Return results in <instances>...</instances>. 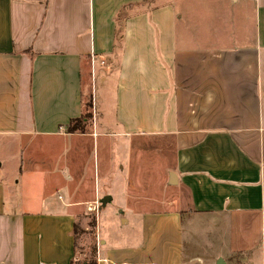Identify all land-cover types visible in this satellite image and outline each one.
Masks as SVG:
<instances>
[{
    "label": "crops",
    "instance_id": "obj_1",
    "mask_svg": "<svg viewBox=\"0 0 264 264\" xmlns=\"http://www.w3.org/2000/svg\"><path fill=\"white\" fill-rule=\"evenodd\" d=\"M179 1L0 0V264H77L83 210L95 264H264V0Z\"/></svg>",
    "mask_w": 264,
    "mask_h": 264
},
{
    "label": "rangeland",
    "instance_id": "obj_2",
    "mask_svg": "<svg viewBox=\"0 0 264 264\" xmlns=\"http://www.w3.org/2000/svg\"><path fill=\"white\" fill-rule=\"evenodd\" d=\"M232 10H231V15H234L235 13L238 12V8L237 5L232 3ZM179 8L181 6L183 7H189L190 9H194V7L199 8L200 10L194 9L199 13H203L205 15H210L211 19L207 18L210 22L211 25H215L214 22L218 23V20H216V18H212L214 17L215 14H220L221 13V1L220 0H180L178 3ZM181 9V8H180ZM202 20V19H201ZM214 21V22H213ZM207 26L209 27L210 24H207ZM91 76H89L88 78V82L87 85L89 87H91L92 85V71H90ZM113 79V76H112ZM99 79L96 80V82H94V89L97 87V92H100L102 89H114V85L115 82L113 80L109 81L106 84L105 87H101L99 85ZM91 92V89L88 88L87 91H85V94L83 96V100L84 102H86V105L83 107L82 109V113L79 116V118H82V120H85V125H87L86 130L88 129V126L90 124L91 116H93V108L91 109L89 107V100H88V95ZM98 100V99H97ZM91 114V115H90ZM80 132V131H78ZM24 149H27V147H23ZM152 150V147L151 149ZM4 152L0 151V181H3L5 183H7L8 187H9V191L14 190L16 191V197L18 196V192L24 191L25 190V186L24 183L26 181L25 175H21L20 171H19V165H20V156L21 154H19L17 160H14L15 162H11V163H7L6 161H4L2 158L4 156ZM45 160V159H44ZM2 161V162H1ZM17 161V162H16ZM43 161V160H42ZM15 166L17 167V171H15ZM26 170V169H24ZM15 172V173H14ZM119 202V197L117 196L115 199H113L110 203L107 204V206L105 207V209L103 211H101L99 213V218H98V225L101 226V230H102V234L105 236L107 234H110L111 232H113V230H111L107 224L108 221V215L107 212L109 210L116 212V217L121 213V209L117 208ZM88 211V210H87ZM77 225L79 227V231L80 233L78 234V240H77V264H82L83 261H89L91 259V252H90V246H91V242L93 241V235L96 231V225L93 226L92 224V220L93 218H95V214H90L89 212H86V210L81 211L80 213L77 214ZM118 231L114 232H131V231H137V227L133 224V226L128 223L126 224L125 222H123V220L119 221V224L117 226ZM215 248V247H213ZM212 248V249H213ZM203 250V249H202ZM197 249L198 251H202ZM201 255V254H200ZM207 264H211L212 262V257H209Z\"/></svg>",
    "mask_w": 264,
    "mask_h": 264
},
{
    "label": "trees",
    "instance_id": "obj_3",
    "mask_svg": "<svg viewBox=\"0 0 264 264\" xmlns=\"http://www.w3.org/2000/svg\"><path fill=\"white\" fill-rule=\"evenodd\" d=\"M84 94H85V90H83V96H84ZM88 100H89V107L92 109L93 108V99H92V92H90L89 93V95H88ZM86 105V102H84V100H83V107ZM91 115V114H90ZM93 118V116H91V119ZM85 120H82V118H79V117H77V118H75V119H72L70 122H69V124H68V126H67V130L69 131V132H78V131H85L86 130V128H87V125H85ZM92 224H93V226H95L96 225V219L95 218H93V220H92ZM80 233V231H79V227H78V225H77V219H76V221H75V223H74V229H73V234H74V238H75V245L77 246V240H78V234ZM90 252H91V259H92V261L90 262V264H95V261H94V259H93V257L95 256V254H96V248L94 247V246H92L91 247V250H90Z\"/></svg>",
    "mask_w": 264,
    "mask_h": 264
},
{
    "label": "water",
    "instance_id": "obj_4",
    "mask_svg": "<svg viewBox=\"0 0 264 264\" xmlns=\"http://www.w3.org/2000/svg\"><path fill=\"white\" fill-rule=\"evenodd\" d=\"M111 196L109 195H106L104 197H102V199L100 200V203L102 205H106L110 200H111ZM216 264H227L226 261L224 260V258H219L217 261H216Z\"/></svg>",
    "mask_w": 264,
    "mask_h": 264
},
{
    "label": "built area",
    "instance_id": "obj_5",
    "mask_svg": "<svg viewBox=\"0 0 264 264\" xmlns=\"http://www.w3.org/2000/svg\"><path fill=\"white\" fill-rule=\"evenodd\" d=\"M94 61H95V60L92 61V65H93V66H94ZM102 63H105V61H102Z\"/></svg>",
    "mask_w": 264,
    "mask_h": 264
}]
</instances>
